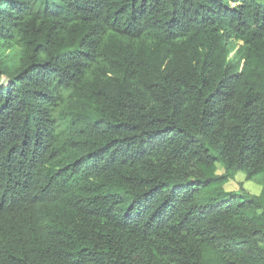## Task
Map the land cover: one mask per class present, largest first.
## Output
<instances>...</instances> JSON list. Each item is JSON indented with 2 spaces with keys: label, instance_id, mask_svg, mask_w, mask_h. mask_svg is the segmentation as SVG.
<instances>
[{
  "label": "trees",
  "instance_id": "16d2710c",
  "mask_svg": "<svg viewBox=\"0 0 264 264\" xmlns=\"http://www.w3.org/2000/svg\"><path fill=\"white\" fill-rule=\"evenodd\" d=\"M0 264H264V0H0Z\"/></svg>",
  "mask_w": 264,
  "mask_h": 264
},
{
  "label": "rangeland",
  "instance_id": "374dc122",
  "mask_svg": "<svg viewBox=\"0 0 264 264\" xmlns=\"http://www.w3.org/2000/svg\"><path fill=\"white\" fill-rule=\"evenodd\" d=\"M262 1V0H258ZM222 166L220 164H217V172L221 173ZM240 185H242L241 194L248 198L253 194H258L261 191V184L258 182L257 177L246 179L245 173L242 171H238L232 179H229L225 185L224 188L226 190H238Z\"/></svg>",
  "mask_w": 264,
  "mask_h": 264
}]
</instances>
